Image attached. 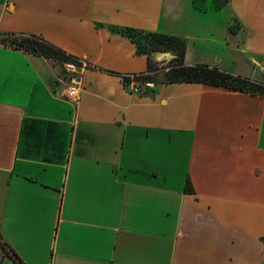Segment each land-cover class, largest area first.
I'll list each match as a JSON object with an SVG mask.
<instances>
[{"label":"crops","instance_id":"1","mask_svg":"<svg viewBox=\"0 0 264 264\" xmlns=\"http://www.w3.org/2000/svg\"><path fill=\"white\" fill-rule=\"evenodd\" d=\"M111 26L264 80V0H0V33L87 63L72 103L62 62L0 44V264H264V96L130 91L147 57Z\"/></svg>","mask_w":264,"mask_h":264},{"label":"trees","instance_id":"2","mask_svg":"<svg viewBox=\"0 0 264 264\" xmlns=\"http://www.w3.org/2000/svg\"><path fill=\"white\" fill-rule=\"evenodd\" d=\"M224 2H227V0H213L215 7ZM110 28L113 32L129 38L135 44L137 53L146 55L147 69L139 77L141 80L151 81L154 84L172 82L203 83L264 96V80L233 74L217 66L203 63L185 64V41L180 37L132 27L111 26ZM0 44L41 55L57 62L73 60L74 58L43 37L35 34L0 33ZM169 51H174L176 55L165 63L163 67L159 68L157 62L152 59V54ZM191 189L190 181L187 179L185 190L190 191ZM17 262L18 264H23L18 259Z\"/></svg>","mask_w":264,"mask_h":264},{"label":"built area","instance_id":"3","mask_svg":"<svg viewBox=\"0 0 264 264\" xmlns=\"http://www.w3.org/2000/svg\"><path fill=\"white\" fill-rule=\"evenodd\" d=\"M87 66V63L80 58H73V60H67L62 62V67L65 72L69 74L68 85L64 87V95L72 103H77L79 100V94L81 90L79 76L81 70ZM141 74H126L124 75L125 85H127L130 91L133 92H145L154 87V83L151 81L141 80L139 77Z\"/></svg>","mask_w":264,"mask_h":264},{"label":"rangeland","instance_id":"4","mask_svg":"<svg viewBox=\"0 0 264 264\" xmlns=\"http://www.w3.org/2000/svg\"><path fill=\"white\" fill-rule=\"evenodd\" d=\"M211 2H212V0H206V3H207V6L208 5H210L211 4ZM182 21L184 20L183 18L181 19ZM176 21H177V19H176ZM180 22H178L177 21V23H171V25H173L174 24V29L173 30H177L178 29V27H180V25H178ZM182 26H184V25H182ZM181 26V27H182ZM184 30V27L181 29V30H179V31H177V32H182ZM167 56H169L168 54H167ZM154 60V59H153ZM154 61H156V60H154ZM157 62V65H158V67L159 68H161V67H163L164 65H165V62H162V60H160V61H156ZM147 95V94H146Z\"/></svg>","mask_w":264,"mask_h":264},{"label":"water","instance_id":"5","mask_svg":"<svg viewBox=\"0 0 264 264\" xmlns=\"http://www.w3.org/2000/svg\"><path fill=\"white\" fill-rule=\"evenodd\" d=\"M165 53L168 54L171 57L176 55V53L174 51H169V52H165Z\"/></svg>","mask_w":264,"mask_h":264}]
</instances>
